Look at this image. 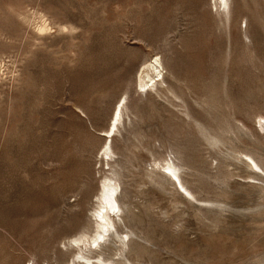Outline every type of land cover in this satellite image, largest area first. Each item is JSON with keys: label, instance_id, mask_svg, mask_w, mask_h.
Masks as SVG:
<instances>
[{"label": "rangeland", "instance_id": "374dc122", "mask_svg": "<svg viewBox=\"0 0 264 264\" xmlns=\"http://www.w3.org/2000/svg\"><path fill=\"white\" fill-rule=\"evenodd\" d=\"M231 10L223 24L210 0H0V264L71 261L62 243L92 230L108 170L99 135L124 98L132 123L121 130L129 139L117 171L126 213L110 217L138 235L127 258L264 264V183L247 184L249 171L227 156L252 153L264 169V0H232ZM44 20L52 29L41 35ZM153 55L181 106L135 87ZM192 120L223 144L208 146ZM123 144L118 135L114 147ZM170 152L187 165L182 179L195 196L213 205L146 179L154 158Z\"/></svg>", "mask_w": 264, "mask_h": 264}, {"label": "bare ground", "instance_id": "6f19581e", "mask_svg": "<svg viewBox=\"0 0 264 264\" xmlns=\"http://www.w3.org/2000/svg\"><path fill=\"white\" fill-rule=\"evenodd\" d=\"M210 4L212 8H214L217 16H219L221 22L226 24V22L230 20L229 13L232 11V0H210ZM227 9H229V13H227L228 16L225 15L226 17L224 18L223 16ZM220 10H222V12ZM62 28L65 29L66 27L62 26L60 30H62ZM51 29L52 27L49 25V23H47V20H44L37 26V32L41 35L50 31ZM167 74L168 71L161 57L158 55H153L149 60L142 64L138 73L136 74L135 87L142 90L156 88L155 94L157 98L163 99L172 107H179L181 106L179 103L184 102L173 90L170 89L171 87L167 86V81L165 80ZM163 85H165V90H159L158 86ZM120 100H118L117 104L115 105L107 128L101 131L99 135L103 141V145L101 147V162L103 166L105 164L108 167V170L106 172L103 170L104 174L100 178L98 192L95 195L96 200L94 202L93 208L90 210V219H93L91 223L93 225L92 230L90 232L84 231L70 236L65 239V242L62 243L63 248L71 249V261L69 260L70 262L68 264H134L127 258L126 253H131L133 251V249L130 247V243L132 244L133 242L132 237L134 236L137 238L138 235L136 234L135 230L130 227H127V233L119 232V230L116 228L117 224L112 219V217H110L112 214L115 215L116 212H121L124 207L126 208V206H124L126 205V201L121 202L119 197L123 196L126 199V195H124L126 193H124L122 189L117 168H126L125 162L119 159V155H121L122 152L126 150L125 143L129 138L124 137L121 133V130L125 129L126 127V119L129 121V124L132 123V119L127 113L131 109L128 105L127 99L124 98V100L121 102ZM181 113L187 118L191 117L190 113H188L186 110H181ZM134 115L137 117V114L134 113ZM263 121L264 117L258 116L257 124L262 132H264ZM192 124L198 129V134L202 136L203 140L208 146L223 144V140H221L222 138L219 137V134L210 133V129L212 128L203 126L196 122V120H192ZM216 125L219 126L220 122H217ZM243 127L244 126L241 125V128L238 127L236 130L240 131ZM229 130H231L232 133L233 129L230 128ZM129 134L132 133L126 130V135ZM118 135L122 136V140L124 142L121 150H117L114 147V142ZM177 152L179 153V150H177ZM227 156H229L233 162L241 163L249 171L250 175L247 177L249 179L247 184L254 186L258 182L264 183V169L262 168L261 161L259 162L258 160L259 158H256L254 155H252V153L241 151L231 152L230 154L227 153ZM179 159V156L175 155L174 152H170L168 157L154 158L152 163L149 165L150 168L145 169L144 176L150 183L156 184L160 188L164 182L168 183L176 193L181 195L177 188L179 186V188L183 189L182 191L192 199L194 205L197 207L213 205L214 202L212 203L210 200L197 198L195 193L187 186L186 182L182 179L183 170L187 165L176 163L175 160ZM230 165V163L225 164V166ZM217 206L221 209L226 207L222 203H217ZM117 209H119V211H117ZM218 212L220 213V211ZM119 219L124 221L125 217H120ZM110 228H115V232L110 233ZM125 237H127V239H125ZM73 244L78 246L76 250L72 246ZM90 245H95V250L92 251L90 249ZM140 247L143 249L142 246ZM78 260L82 261L83 263L75 262Z\"/></svg>", "mask_w": 264, "mask_h": 264}, {"label": "snow or ice", "instance_id": "6c2138e0", "mask_svg": "<svg viewBox=\"0 0 264 264\" xmlns=\"http://www.w3.org/2000/svg\"><path fill=\"white\" fill-rule=\"evenodd\" d=\"M181 190H183V189H181ZM117 211H119V209H117ZM125 239H127V237H125Z\"/></svg>", "mask_w": 264, "mask_h": 264}]
</instances>
